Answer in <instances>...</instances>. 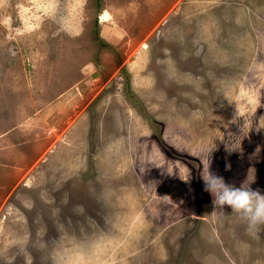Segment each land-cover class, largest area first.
<instances>
[{
  "label": "rangeland",
  "instance_id": "1",
  "mask_svg": "<svg viewBox=\"0 0 264 264\" xmlns=\"http://www.w3.org/2000/svg\"><path fill=\"white\" fill-rule=\"evenodd\" d=\"M0 62L34 77L0 100V264H264L202 181L264 193V0H0Z\"/></svg>",
  "mask_w": 264,
  "mask_h": 264
},
{
  "label": "clouds",
  "instance_id": "2",
  "mask_svg": "<svg viewBox=\"0 0 264 264\" xmlns=\"http://www.w3.org/2000/svg\"><path fill=\"white\" fill-rule=\"evenodd\" d=\"M203 189L211 196L214 207L230 208L246 223L249 231L264 225V193L259 188L229 184L221 176L208 171L202 177Z\"/></svg>",
  "mask_w": 264,
  "mask_h": 264
},
{
  "label": "crops",
  "instance_id": "3",
  "mask_svg": "<svg viewBox=\"0 0 264 264\" xmlns=\"http://www.w3.org/2000/svg\"><path fill=\"white\" fill-rule=\"evenodd\" d=\"M0 65H2V62H0ZM14 72V67L13 66H0V100H16V102H13V105L18 108V92L21 89V85L25 84L23 89H25L28 85L31 84V87L34 88V77L29 80L28 82L25 83V81L20 82L19 80H16V78L12 77V78H8L9 75L13 74ZM37 77H36V87L35 89H39V84H44L47 82V78L44 75V73H40L41 71L38 69L37 71ZM45 89V88H44ZM45 91H47L45 89ZM31 93V92H30ZM44 94V93H43ZM9 97V99L7 98ZM42 98V97H41ZM27 102L28 99L26 98ZM1 101V103H2ZM20 102L22 103V105H24V101L20 100ZM33 102V100H32ZM30 107H33L32 103H30ZM26 109H28L27 107H25ZM25 114L27 113L24 112ZM17 119L18 120H22L21 118H23V116L19 115L17 112ZM15 114V115H16ZM27 182H29V180H27Z\"/></svg>",
  "mask_w": 264,
  "mask_h": 264
}]
</instances>
